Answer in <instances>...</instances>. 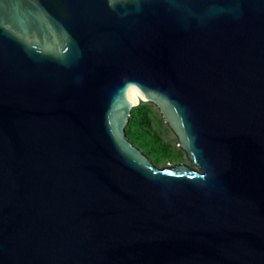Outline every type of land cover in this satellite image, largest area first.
<instances>
[{"label":"water","instance_id":"water-1","mask_svg":"<svg viewBox=\"0 0 264 264\" xmlns=\"http://www.w3.org/2000/svg\"><path fill=\"white\" fill-rule=\"evenodd\" d=\"M0 264H264V0H0Z\"/></svg>","mask_w":264,"mask_h":264},{"label":"trees","instance_id":"trees-1","mask_svg":"<svg viewBox=\"0 0 264 264\" xmlns=\"http://www.w3.org/2000/svg\"><path fill=\"white\" fill-rule=\"evenodd\" d=\"M152 113L151 104L141 101L132 111L126 128L127 135L148 155L156 154L159 160H162L164 156H178L180 150L164 142L163 137L152 127ZM158 121L162 123L161 119Z\"/></svg>","mask_w":264,"mask_h":264},{"label":"rangeland","instance_id":"rangeland-1","mask_svg":"<svg viewBox=\"0 0 264 264\" xmlns=\"http://www.w3.org/2000/svg\"><path fill=\"white\" fill-rule=\"evenodd\" d=\"M141 101H142V99L140 100V102ZM142 102L149 103V102H145V101H142ZM149 104H151V108H152V112H153L152 113L153 114L152 127L163 137L164 142H166V143L170 144L172 147L180 150V153H179L178 156H175V155H174V157L164 156L162 160L157 159L158 156L156 154L149 155L152 158L153 162L155 164H157L158 166H165V165H168V164H174V163H178V162H183V163H187V164L192 165V163L186 157L184 151H182L178 147V141H177V138H176L175 134L168 127V125L163 121V119L161 118L160 113H159L158 109L156 108V106L153 105L152 103H149ZM158 119H161L162 123H158L159 122ZM136 145L139 146L138 144H136ZM141 149L145 152V150L143 148H141Z\"/></svg>","mask_w":264,"mask_h":264},{"label":"bare ground","instance_id":"bare-ground-1","mask_svg":"<svg viewBox=\"0 0 264 264\" xmlns=\"http://www.w3.org/2000/svg\"><path fill=\"white\" fill-rule=\"evenodd\" d=\"M129 94L131 96V98H133V100L135 102H139L141 99H144L143 94L140 92V90L138 88H136L135 86H131L129 89Z\"/></svg>","mask_w":264,"mask_h":264}]
</instances>
